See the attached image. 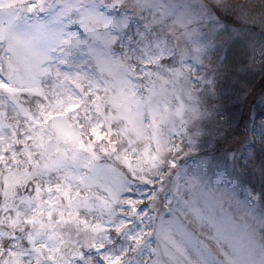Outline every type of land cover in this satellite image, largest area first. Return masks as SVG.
I'll return each instance as SVG.
<instances>
[{
    "label": "snow or ice",
    "instance_id": "snow-or-ice-1",
    "mask_svg": "<svg viewBox=\"0 0 264 264\" xmlns=\"http://www.w3.org/2000/svg\"><path fill=\"white\" fill-rule=\"evenodd\" d=\"M232 10L264 26L227 0H0V264H224L213 243L233 218L211 160L180 159L244 121L264 145V83L220 71L245 35ZM225 97L258 110L232 123ZM238 151L264 176V152ZM225 187L264 229L262 197Z\"/></svg>",
    "mask_w": 264,
    "mask_h": 264
},
{
    "label": "rangeland",
    "instance_id": "rangeland-1",
    "mask_svg": "<svg viewBox=\"0 0 264 264\" xmlns=\"http://www.w3.org/2000/svg\"><path fill=\"white\" fill-rule=\"evenodd\" d=\"M194 2H201V0H194ZM202 2L210 4L213 3V0H202ZM227 2L231 5L245 6L253 16L259 17L264 13V0H227ZM227 15L236 22L232 26L242 27L245 35L243 40L238 41L235 45L229 42L230 47L239 50L238 55L226 62L220 71L232 75L240 70L242 65H246L248 66L247 72L241 74L246 75L247 83L251 88L258 90L261 83H264V26L260 23L242 22L238 18L236 10L230 11ZM202 30L208 31L203 26ZM218 40H228V37L221 35ZM212 59L215 62L214 56ZM224 103L230 107L229 116L232 123L240 120L242 113L247 114L250 109L255 111L259 107L258 100L254 101L253 105L236 104L233 106V99L225 97ZM161 107H163V104H161ZM218 122L217 118L214 121H205L203 125L208 128H215L218 126ZM245 123L247 127L243 126ZM229 131L230 135L226 141L214 143L213 139L209 137L208 140L199 145L196 151L190 153L187 157L182 154L180 163L181 165L191 166L200 157H207L211 160L206 182L217 197L224 194V210L233 218V227L228 230L220 246L217 247L213 243V252L217 258L224 264H227V261H231V264H261V260L264 259V229L259 228L252 218L245 215L237 206L236 200L243 201L247 199L243 189L239 191L238 195L234 196L231 191L226 190L225 180L233 176L239 177L243 188L249 190V195L261 196L262 198L258 203L250 201V204L254 205L257 215L264 214V176L259 171L254 170L252 165L245 168L238 151L241 144L248 142L259 155L264 152V145L259 143L258 135L253 139L254 125L251 121H244L234 132L231 129ZM229 152H234L236 159H229ZM258 166L259 160L256 162V167ZM200 231L207 230L202 229ZM114 239L115 243L110 246L111 248L115 249L117 246H123V241L120 238L114 237ZM153 246H155V241H153ZM86 255L95 256V252H89Z\"/></svg>",
    "mask_w": 264,
    "mask_h": 264
},
{
    "label": "water",
    "instance_id": "water-1",
    "mask_svg": "<svg viewBox=\"0 0 264 264\" xmlns=\"http://www.w3.org/2000/svg\"><path fill=\"white\" fill-rule=\"evenodd\" d=\"M69 247H71V245H69L68 247L63 248L62 251L64 253L68 254L69 253Z\"/></svg>",
    "mask_w": 264,
    "mask_h": 264
}]
</instances>
